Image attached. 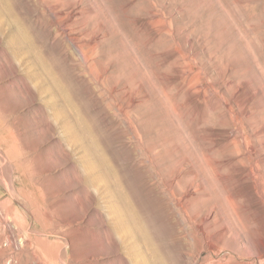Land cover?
Listing matches in <instances>:
<instances>
[{
  "label": "rangeland",
  "instance_id": "rangeland-1",
  "mask_svg": "<svg viewBox=\"0 0 264 264\" xmlns=\"http://www.w3.org/2000/svg\"><path fill=\"white\" fill-rule=\"evenodd\" d=\"M0 264H264V0H0Z\"/></svg>",
  "mask_w": 264,
  "mask_h": 264
}]
</instances>
